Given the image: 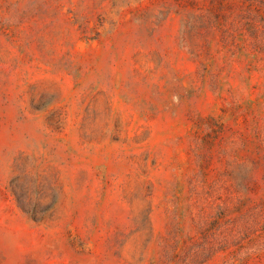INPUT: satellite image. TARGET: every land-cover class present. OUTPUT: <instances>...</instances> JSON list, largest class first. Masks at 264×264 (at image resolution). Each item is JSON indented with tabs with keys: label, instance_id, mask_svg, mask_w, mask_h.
Returning <instances> with one entry per match:
<instances>
[{
	"label": "rangeland",
	"instance_id": "obj_1",
	"mask_svg": "<svg viewBox=\"0 0 264 264\" xmlns=\"http://www.w3.org/2000/svg\"><path fill=\"white\" fill-rule=\"evenodd\" d=\"M0 264H264V0H0Z\"/></svg>",
	"mask_w": 264,
	"mask_h": 264
}]
</instances>
